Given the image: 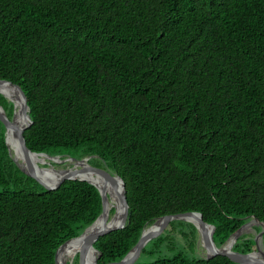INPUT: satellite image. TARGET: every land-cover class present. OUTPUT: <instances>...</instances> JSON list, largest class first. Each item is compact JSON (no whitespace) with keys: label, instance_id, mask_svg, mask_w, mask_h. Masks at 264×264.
<instances>
[{"label":"trees","instance_id":"1","mask_svg":"<svg viewBox=\"0 0 264 264\" xmlns=\"http://www.w3.org/2000/svg\"><path fill=\"white\" fill-rule=\"evenodd\" d=\"M0 80L24 94L29 151L90 157L123 180L127 218L93 243L97 264L119 263L166 216L200 213L217 248L264 224V0H0ZM0 106L10 120L13 102L0 94ZM5 131L0 121V264H55L101 197L24 174ZM197 233L168 222L133 264H238L201 257ZM81 250L73 264H91Z\"/></svg>","mask_w":264,"mask_h":264},{"label":"water","instance_id":"2","mask_svg":"<svg viewBox=\"0 0 264 264\" xmlns=\"http://www.w3.org/2000/svg\"><path fill=\"white\" fill-rule=\"evenodd\" d=\"M1 84H7L10 85L14 88L16 94H17V98L19 101V111H20V115L22 117H24L27 121V125L25 126L24 129H19L16 128L14 125V120H15V111H16V104L15 102L12 100L13 104H14V109H13V115L12 118L9 120L6 117L5 111L3 110V108L0 106V121L4 124L5 126V144L7 145V139H6V133L8 128H13L18 136V141H19V148L24 156V159L22 160H18L16 158L13 157L16 165L18 166V168L27 176L31 177L32 179L36 180L38 183H40L41 185H43L44 187L50 189V190H55L57 188L60 187V185L65 182V181H81V182H87L88 184L94 186L100 197L102 200V212L101 214L97 217V219L94 221V223L92 225H90L89 227H87L85 229V231L78 237L73 238L71 240H68L67 242H65L64 244H62L56 251L55 253V264H58V260H57V255L59 250L65 246L66 244L70 243L73 240H77L82 238L86 231L91 228L98 220L99 218L104 214L105 212V204L107 199H109L108 197V193L106 190H104L103 188H99L98 186H96L94 183H91L90 181L87 180H83V179H78L77 174L78 173H82V172H91L92 174H94L96 177H98L100 180L104 181V182H110L113 183L114 181L116 183L119 184V190H120V196H119V200H120V212H119V216L120 219L118 221V223L112 227V228H108L105 230H101L97 233H95L93 236H91L84 244V254L87 255V250H91L94 254V258L91 260V264H97V259L99 257L98 252L93 248V243L102 236H105L113 231H117V230H121L124 227L126 218H127V210H128V205H127V200H126V190H125V184L123 182V180L118 177L117 175H106L104 174L101 170L97 169V168H93L91 167L87 161L89 160L90 157H86L83 158L81 160H72L70 159L71 162V167L70 168H66V169H61V170H54L53 169V164H61L62 162H64V160L60 159V160H56L57 157H51L47 154L44 153H33L31 151H29L26 147L25 144V139L23 136V132L24 130L30 125V118H29V114H28V106L24 97L23 92L21 91V89L19 87H17L16 85H13L9 82L0 80ZM0 94H2L0 92ZM3 95V94H2ZM4 96V95H3ZM5 97V96H4ZM6 98V97H5ZM7 99V98H6ZM8 147V145H7ZM9 151V148H8ZM10 153V151H9ZM28 155H35V156H42L45 157V162L44 163H37V164H33L31 162V160L28 158ZM85 162L86 166L85 167H81L80 165H78V167L75 166V164H81ZM63 164V163H62ZM41 165H46V167H42ZM45 169H53L54 171H58V172H63L65 173L62 177H60L56 182H52L50 180H48L47 176H43L42 175V171ZM42 178L47 179L46 181H43ZM191 218H196L197 219V223L193 222L191 220ZM173 220H181L187 223L192 224L197 232L198 231V226L201 227V229H203L204 233L201 235V238L203 240L204 243V248L206 249V251H210L211 255L207 254L206 259H211L215 256H223L228 258L231 261L237 262L238 264H245L249 261L251 255L255 252V251H259L260 250V246L263 249V258H264V246L262 243V238L264 236V224L260 221H258L257 219H254L255 222L258 224L259 227H261L260 232H258L257 237L254 238V242H255V246L256 249L254 252L248 253V254H239L236 253L234 251H232V247L228 250V251H223V247L230 241V239L235 236L243 227H245L247 224H244L243 226H241V228L239 230H237L232 236H230L228 238V240L225 242V244L219 248L215 247L213 240H212V234L214 231V227L211 225L206 224L203 220H202V215L200 213H185V214H180V215H176V216H166V217H162L157 219L156 221H154V223L149 226L148 228L144 229L141 233L140 239L137 242V244L130 250V252L125 256V258L123 260H121L119 263L116 264H133L136 259L138 258L141 249L151 240L153 239L155 236H157V234L161 231V229L165 226L166 223L171 222ZM151 229L150 233H148L145 236V231ZM208 229V231H207ZM261 264H264L261 263Z\"/></svg>","mask_w":264,"mask_h":264},{"label":"bare ground","instance_id":"3","mask_svg":"<svg viewBox=\"0 0 264 264\" xmlns=\"http://www.w3.org/2000/svg\"><path fill=\"white\" fill-rule=\"evenodd\" d=\"M0 92L9 100L12 102V100L15 102L16 104V111H15V120H14V125L16 128L19 129H24L25 126L27 125V121L24 117H22L20 115V111H19V101L17 98V94L14 90V88L10 85L7 84H1L0 83ZM6 139H7V144L9 145V147L13 150L12 151V155L16 156V158L18 160H22L24 159V156L19 148V141H18V136L16 131L13 128H8L7 133H6ZM28 158L31 160V162L33 164H37V163H44L45 162V157L42 156H35V155H28ZM80 164H75V166L77 167ZM81 167H85L86 163L83 162L81 165ZM65 173L63 172H58V171H54L53 169H45L42 171V175L43 176H47L48 180L52 181V182H56L60 177H62ZM78 179H83V180H87L90 181L91 183H94L96 186H98L99 188H103L104 190L107 191L108 193V197L109 199H107L106 204H105V212L104 214L99 218V220L91 227L89 228L85 235L77 240H73L70 243L66 244L65 246H63L57 255V260H58V264H65L67 260L72 259L81 249L84 248V244L85 242L91 237L93 236L95 233L101 231V230H105L108 228H112L114 227L119 219H120V200H119V196H120V190H119V184L116 183L115 181L113 183L110 182H104L102 180H100L98 177H96L94 174H92L91 172H82V173H78L77 177ZM47 179L42 178L43 181L47 182ZM114 208L115 212L113 215L110 216L109 220L106 222V224L103 225L104 222L103 219L105 218V216L109 215L111 209ZM191 220L195 223H197V219L196 218H191ZM103 227L102 229H99L95 232L96 227ZM251 227V226H250ZM248 229V226L243 227L235 236H233L230 241L223 247V251H228L231 246H233L237 239L239 238L241 232L246 231ZM151 229H148L145 231V236L150 233ZM198 231L200 236L204 233L203 229H201L200 226H198ZM208 231V229H207ZM250 232V231H249ZM248 232V233H249ZM200 239V238H199ZM73 242V243H72ZM72 243V244H71ZM201 243L204 246L203 240L201 238ZM200 243V244H201ZM71 244V245H70ZM68 245H70L67 250H65V252L63 254H60L61 251L63 249H65ZM202 246V247H203ZM260 250L257 252L256 251V261L250 257L248 263L250 264H261L264 262V258H263V251L261 249V247H259ZM203 249H205L203 247ZM206 251V249H205ZM206 254L211 255L210 251H206ZM60 255V257H59Z\"/></svg>","mask_w":264,"mask_h":264},{"label":"rangeland","instance_id":"4","mask_svg":"<svg viewBox=\"0 0 264 264\" xmlns=\"http://www.w3.org/2000/svg\"><path fill=\"white\" fill-rule=\"evenodd\" d=\"M7 138V137H6ZM8 145V144H7ZM8 148H9V151H10V153L12 154V149L9 147V145H8ZM63 160H64V162H62L61 164H57V165H55V166H53V169L54 170H61V169H66V168H70L72 165H71V163H73L74 164V162H71V161H69L68 159H72V160H79V159H77L74 155H71V156H69L68 154H66V153H64V154H61V155H59ZM12 157H14V158H16V156H14V155H12ZM17 159V158H16ZM58 159H60V158H58ZM57 160V159H56ZM82 164V163H81ZM80 164V165H81ZM93 165L95 164L96 165V162H94V163H92ZM42 167H46V165H41ZM91 166V165H90ZM78 167V166H77ZM91 167H93V168H96V166H91ZM112 210H115L114 208H112L111 209V211ZM111 211H110V213H109V215H107V216H105V218H106V222L109 220V218H110V216L111 215H113L114 214V212H112L111 213ZM104 218V219H105ZM103 219V220H104ZM249 222V221H248ZM104 224H106V223H103V225ZM248 229L246 230V231H243V232H241V234H240V236H239V238H243V237H245V239H251L252 241H254V238L255 237H257V231H258V229H259V226H258V224L252 219L249 223H248ZM251 226V227H250ZM103 227H96V229H95V232L97 231V230H99V229H102ZM250 231V232H249ZM249 232V233H248ZM198 234V241H197V248H198V253H199V255L201 256V257H207V254H206V251H205V249H203V247H202V243H201V236H200V234L199 233H197ZM200 238V239H199ZM238 238V239H239ZM237 239V240H238ZM237 242V241H236ZM201 243V244H200ZM255 243V242H254ZM259 246L261 247V245L259 244ZM262 249V248H261ZM263 250V249H262ZM82 251V250H81ZM81 251H79V252H81ZM78 252V253H79ZM77 253V254H78ZM76 256V255H75ZM73 259H74V257L72 258V259H70V260H67L66 261V263L65 264H73Z\"/></svg>","mask_w":264,"mask_h":264},{"label":"clouds","instance_id":"5","mask_svg":"<svg viewBox=\"0 0 264 264\" xmlns=\"http://www.w3.org/2000/svg\"><path fill=\"white\" fill-rule=\"evenodd\" d=\"M58 158H59V157H57V160H60V159H58ZM62 160H63V159H62ZM68 160L70 161V159H68ZM252 219H253V218H252ZM253 220H254V219H253ZM254 221H255V220H254ZM248 223H249V222H248ZM247 225H248V224H247ZM247 225H246V226H247ZM246 226H245V227H246ZM257 234H258V233H257Z\"/></svg>","mask_w":264,"mask_h":264}]
</instances>
